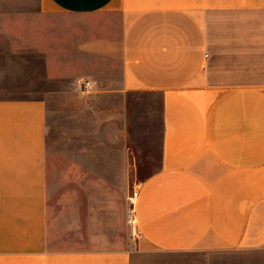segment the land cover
<instances>
[{"label": "crops", "instance_id": "crops-1", "mask_svg": "<svg viewBox=\"0 0 264 264\" xmlns=\"http://www.w3.org/2000/svg\"><path fill=\"white\" fill-rule=\"evenodd\" d=\"M39 6L94 20L62 28L76 35L71 55L44 48L42 31L40 44L30 41L51 78H89L86 92L109 102L117 137L150 143L154 130L158 164L126 199L133 240L64 246L65 228L78 233L86 210L80 187L49 186L47 98L1 96L0 264H264V0Z\"/></svg>", "mask_w": 264, "mask_h": 264}, {"label": "rangeland", "instance_id": "rangeland-1", "mask_svg": "<svg viewBox=\"0 0 264 264\" xmlns=\"http://www.w3.org/2000/svg\"><path fill=\"white\" fill-rule=\"evenodd\" d=\"M39 1L0 0V97L35 94L47 98L49 186L53 191L80 187L83 194L78 198L86 210L82 213L85 224L79 232L65 228L59 241L64 246H74L77 242L87 246L107 245L119 242L124 234L128 241L133 240L130 226L123 225L124 214L130 210L126 199L129 203L128 196L135 193L141 175H147L158 164V154L151 148V144L157 143V134L152 130L150 143L141 137L138 142L127 136L126 140L117 137L108 118L109 102L104 96L93 95L83 88L82 82L89 78L48 76V57L30 40L40 44L42 31L44 48L54 44L51 51L56 53L60 49L71 55L70 46L76 35L69 36L62 28L77 23L87 25L94 20L58 12L44 13ZM137 95H132L131 100L145 97ZM136 144L144 146L146 151L137 150ZM74 176L83 182L64 179ZM98 176L116 177L121 182L93 180ZM57 208L50 207L49 216H56ZM63 228L64 225L58 227Z\"/></svg>", "mask_w": 264, "mask_h": 264}, {"label": "built area", "instance_id": "built-area-1", "mask_svg": "<svg viewBox=\"0 0 264 264\" xmlns=\"http://www.w3.org/2000/svg\"><path fill=\"white\" fill-rule=\"evenodd\" d=\"M83 88L88 89L91 85L90 81L85 80L82 82ZM129 221L131 222H135L136 221V216H135V211L134 209H131L130 213H129Z\"/></svg>", "mask_w": 264, "mask_h": 264}]
</instances>
